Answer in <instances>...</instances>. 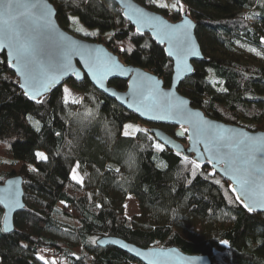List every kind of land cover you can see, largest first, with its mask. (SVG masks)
<instances>
[{"label": "trees", "instance_id": "trees-1", "mask_svg": "<svg viewBox=\"0 0 264 264\" xmlns=\"http://www.w3.org/2000/svg\"><path fill=\"white\" fill-rule=\"evenodd\" d=\"M134 1L170 22L180 19L179 12L169 14L152 0ZM48 2L63 30L70 33V17L76 19L96 32L85 40L170 86L172 63L164 48L136 34L111 1ZM178 4L196 23L206 59L194 64L180 95L212 120L264 131V0ZM70 84L82 94L81 103L65 105L61 88L31 103L0 54V184L21 177L25 204L11 235L2 232L0 208V264H43L37 256L56 264H140L115 248H98L95 242L103 237L142 249L177 248L212 264H264V214L247 213L207 165L197 168L156 149L148 130L124 136L123 126L138 119L87 79ZM109 85L126 90V82ZM74 167L80 183L71 179ZM129 196L139 210L131 220L124 215Z\"/></svg>", "mask_w": 264, "mask_h": 264}, {"label": "water", "instance_id": "water-1", "mask_svg": "<svg viewBox=\"0 0 264 264\" xmlns=\"http://www.w3.org/2000/svg\"><path fill=\"white\" fill-rule=\"evenodd\" d=\"M109 1L115 4L123 19L134 28L136 34L140 36L147 35L154 43L164 48L165 56L172 63L170 86L166 88L164 82L150 72L123 64L119 57L110 52L103 44L78 38L66 32L57 22L55 8L48 0H39L40 3L46 4L51 10L49 19L53 26V32L49 34L37 25L36 31L30 34L35 42L37 59L41 62H47L55 58L59 51L61 37H66L67 41H74L85 49L96 50L98 59L95 62V67L90 70L87 57L82 58L79 55H73L70 67L58 74V81L50 83L47 91L41 88L39 90L40 95L36 96L35 99H30L24 93L25 90L32 93L33 89L28 86L20 66L15 62V53L6 44H0V54H4L10 70L18 79V86L24 97L31 103H37V101L48 97L56 89L62 88L66 83L80 84L84 79H87L97 92L115 101L117 105L132 114L140 122L149 125L148 133L154 137L157 143L162 144L163 148L183 158L187 157V160L195 161L200 166L207 165L213 174L220 176L229 184V188L236 198L238 192H233L232 188H238V184L232 178V172L226 171V165L217 163L213 152L206 150L211 148V145L206 143L204 136L194 134L193 125L205 129L211 128L214 133H221L225 136L242 133L244 136L257 138L262 144H264V131L249 132L242 127L212 120L206 117L201 110L192 108L190 101L178 92L180 85L193 75L194 64L206 61L195 36L196 23L190 18L187 11H183L180 14L179 21L173 23L164 16L144 8L134 0ZM32 2H35V0H32ZM2 7L3 4L0 3V9ZM137 28H139V33ZM180 41L186 42L187 49L181 59L178 71L175 53L177 51L176 45ZM169 48L173 50V56L168 55L167 50ZM114 65H118V67ZM187 68H191L192 71H187ZM93 71L98 79L103 77L101 79V83L104 85L103 88L93 80ZM114 80L126 82V90L118 91L110 86V82ZM180 100L188 102L186 108L192 114L191 122L161 111L162 106L170 101L177 102ZM129 104L132 107H129ZM161 115L166 118H154ZM162 127L175 128V132L170 135ZM184 129H187V131H184ZM259 155L257 154V159H259ZM257 169L255 197L259 198L262 190H264V162L259 163ZM237 201L241 203L247 213L264 214V208L261 207H256L249 212L248 208L245 207L247 201H244L243 197ZM0 208L3 211L2 232L4 235H11L14 232L15 215L23 212L25 208L21 177L13 176L0 184ZM95 245L100 249L115 248L140 264H212L206 256L187 255L177 248L142 249L114 237L100 238L95 242Z\"/></svg>", "mask_w": 264, "mask_h": 264}, {"label": "snow or ice", "instance_id": "snow-or-ice-1", "mask_svg": "<svg viewBox=\"0 0 264 264\" xmlns=\"http://www.w3.org/2000/svg\"><path fill=\"white\" fill-rule=\"evenodd\" d=\"M152 2L156 3V0H152ZM0 3L3 4L2 9H0V44H6L15 53V62L20 66L28 86L33 89L32 93L27 90L24 93L30 99H35L36 96H39L41 88L47 91L50 83L58 81V74L70 67L73 55H79L82 58L87 57L90 70L95 67V62L98 59L96 50L85 49L74 41H67L66 37L60 38L59 51L55 58L47 62L38 60L35 54V42L30 34L36 31L37 25L41 30H46L49 34L53 32V26L49 19L51 10L46 4L40 3L39 0H35V2H32V0H0ZM178 3L179 0H177ZM158 6L167 7L165 4H159ZM176 7L177 5H173V8ZM180 10H182V7ZM70 19L72 18L70 17ZM176 27L178 28L179 26ZM137 32L139 33V28H137ZM92 34L95 35V33ZM64 41L67 42L65 43ZM261 42L264 43V37L261 38ZM176 48L175 55L177 56V69L179 71V65L186 53L187 44L184 41H180L177 43ZM121 51H124V49L122 48ZM167 51L169 56L174 55L171 48ZM114 66L118 67V65ZM187 71L190 72L192 69L187 68ZM92 78L100 87H104L101 83L103 77L98 79L93 71ZM63 91L65 94L63 102L65 105L81 103V101L75 99L71 101L68 99L71 93L67 87ZM187 103L184 100L170 101L162 106L161 111L191 122L192 114L187 111ZM129 107H132V105L129 104ZM89 115L92 114L89 113ZM154 118L164 119L166 117L161 115ZM124 127L127 129L130 125H125ZM136 131L146 130L136 129ZM184 131H187V129H184ZM193 131L195 135L204 136L206 143L211 145V148L206 150L213 152L216 162L225 164L226 171L232 172V178L238 184V188H232L233 192H238L236 199L241 200L243 197V200L247 201L245 207L248 208L249 212L256 207L264 208V190H262L259 198L255 197L257 165L264 162V144L257 138L247 137L242 133L225 136L221 133H214L211 128L205 129L197 125H193ZM123 134L127 136L128 132L125 131ZM154 147L162 151L164 146L160 143H155ZM257 154H260L259 159H257ZM36 155L40 159H47L41 153ZM192 163L195 167H199V164L195 161H192ZM76 167H78V164ZM71 179L80 182L75 174V167L73 168ZM216 183H219V181H216ZM224 243L227 242L225 241ZM37 259L43 261V264H49L43 256H37Z\"/></svg>", "mask_w": 264, "mask_h": 264}, {"label": "rangeland", "instance_id": "rangeland-1", "mask_svg": "<svg viewBox=\"0 0 264 264\" xmlns=\"http://www.w3.org/2000/svg\"><path fill=\"white\" fill-rule=\"evenodd\" d=\"M159 4H165L167 5V7H159ZM151 5H153L154 7H158V8H164L165 10H167V12H169V14H172L173 12H179V14H181L184 10L183 6L181 4H177L175 2H166L164 0H156V3H151ZM173 5H177L176 8H173ZM182 7V10H180ZM71 28L72 31L70 32V34H72L75 37L78 38H94L96 35V32L93 30H89L85 27H83L76 19H71ZM92 33H95V35H93ZM68 88L70 90L71 95H69L68 99L71 101L73 99L77 100V101H81L83 99V96L81 93H79L78 91H76L75 89H73L72 85L70 83H66L64 86H62V92L64 94V88ZM65 95V94H64ZM73 105H76L78 103H70ZM125 125H130V127H128L127 129H125ZM123 128H122V134L127 131L128 135L127 136H133L135 135L138 131H136V129H141V130H148L149 126L145 125L142 122H139L138 120L135 121H130L128 123H126ZM163 130L167 133H169L170 135H173L175 130L173 128H163ZM124 135V134H123ZM125 136V135H124ZM73 174V173H72ZM75 174L77 175V177L79 178L80 182H81V178L79 177L77 170L75 168ZM77 182V181H76ZM79 182V183H80ZM124 215L127 219L131 220L134 217H137L139 215V210H138V205L137 202L134 198L132 197H127L124 203ZM43 262V261H41ZM49 264H56L55 261H50Z\"/></svg>", "mask_w": 264, "mask_h": 264}, {"label": "flooded vegetation", "instance_id": "flooded-vegetation-1", "mask_svg": "<svg viewBox=\"0 0 264 264\" xmlns=\"http://www.w3.org/2000/svg\"><path fill=\"white\" fill-rule=\"evenodd\" d=\"M162 128H165V127H162ZM168 128H172V127H168ZM175 130V128H173Z\"/></svg>", "mask_w": 264, "mask_h": 264}, {"label": "clouds", "instance_id": "clouds-1", "mask_svg": "<svg viewBox=\"0 0 264 264\" xmlns=\"http://www.w3.org/2000/svg\"><path fill=\"white\" fill-rule=\"evenodd\" d=\"M139 121V120H138Z\"/></svg>", "mask_w": 264, "mask_h": 264}]
</instances>
